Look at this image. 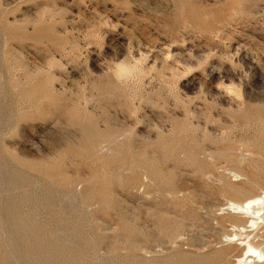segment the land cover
Wrapping results in <instances>:
<instances>
[{
    "label": "rangeland",
    "instance_id": "obj_1",
    "mask_svg": "<svg viewBox=\"0 0 264 264\" xmlns=\"http://www.w3.org/2000/svg\"><path fill=\"white\" fill-rule=\"evenodd\" d=\"M262 161L264 0H0V264H241Z\"/></svg>",
    "mask_w": 264,
    "mask_h": 264
},
{
    "label": "bare ground",
    "instance_id": "obj_2",
    "mask_svg": "<svg viewBox=\"0 0 264 264\" xmlns=\"http://www.w3.org/2000/svg\"><path fill=\"white\" fill-rule=\"evenodd\" d=\"M122 65H123V62H122ZM129 67H130V69L132 68L131 66H129ZM129 67H128L127 64H126V66L124 65V66L122 67V70H123L124 72H129ZM130 72H132V71H130ZM86 141H87V139H86ZM97 142H98V141H97ZM90 143H91V142H90ZM95 143H96V142L93 143V141H92V146H93V144H95ZM90 146H91V144H90ZM262 163H264V161H262ZM262 163H261V164H262ZM261 164H260V165H261ZM0 166H1V165H0ZM261 167H262V165H261ZM263 167H264V166H263ZM256 169H258V168H256ZM262 169L264 170V168H262ZM47 170H48V169H47ZM44 171H46V170H44ZM49 171H51V170H49ZM49 171H48V172H49ZM261 171H262V170H261ZM97 174H98V173H97ZM233 174H237V173H233ZM260 174H261V173H260ZM45 175H46V173H45ZM52 176H53V173H52ZM237 176H238V175H237ZM263 176H264V174H263ZM15 177H16V176H15ZM53 177H54V176H53ZM55 177H57V176L55 175ZM9 178H10V177H9ZM50 178H51V177H50ZM59 178H60V177H59ZM63 178H64V177H63ZM238 178H239V177H238ZM57 179H58V178H57ZM57 179H56L55 181H58V182L60 183L61 180H57ZM60 179H61V178H60ZM161 179H162V178H161ZM52 180H53V178H52ZM62 180H63V179H62ZM64 180H65V179H64ZM93 180H94V179H93ZM258 180H259V179H258ZM69 181H70V180H69ZM135 181H136V179H135ZM164 181H165V180H164ZM10 182H11V181H10ZM133 182H134V180H133ZM133 182H132V183H133ZM166 182H167V181H166ZM166 182H164V183H165V186H167V184H169V183H166ZM170 182H171V180H170ZM11 183H12V182H11ZM63 183H64V182H63ZM226 183H227V182H226ZM61 184H62V183H61ZM66 184H67V182H66ZM101 184H102V183H101ZM106 184H107V186L110 185L109 187L111 188V184H108L107 182H106ZM161 184L163 185V181H162ZM173 184H174V183H173ZM162 185H160V186H162ZM171 185H172V183H171ZM7 186H8V185H7ZM9 186H11V185H9ZM13 186H14V185H13ZM13 186H11V187H13ZM107 186L105 185V187H107ZM163 186H164V185H163ZM165 186H164V187H165ZM169 186H170V185H169ZM225 186H227V185H225ZM229 186H230V184H229ZM0 187H1V185H0ZM102 187H104V186H102ZM105 187H104V188H105ZM171 187H172V186H171ZM173 187H174V186H173ZM231 187H232V186H231ZM1 188H2V187H1ZM3 188H5V187H3ZM14 188H16V187H14ZM96 188H97V187H96ZM104 188L102 189V188L99 186V189H98V190H99V191H100L101 189L104 190ZM110 188H105V190H106V189H110ZM165 188H166V187H165ZM169 188H170V187H169ZM92 189H93V187H92ZM166 189H167V188H166ZM231 189H232V188H231ZM1 190H2V189H1ZM8 190H9V189H8ZM14 190H15V189H14ZM14 190H13V191H14ZM98 190H97V191H98ZM95 191H96V189H95ZM95 191H93V192H95ZM97 191H96V192H97ZM106 191H107V190H106ZM106 191H105L104 194H106L107 192H109V191H107V192H106ZM7 193H8V192H7ZM90 193H92V192H90ZM101 193H103V192L101 191V192L98 193L100 197H101V195H102ZM27 194H28V193H27ZM47 194H49V192H48ZM96 194H97V193H96ZM98 194H97V195H98ZM100 194H101V195H100ZM108 194L110 195L111 193L109 192ZM12 195H13V194H12ZM23 195H25V194H23ZM29 195H31V194L29 193ZM87 195H88V194H87ZM97 195H95V196H97ZM109 195H108V196H109ZM48 196H49V195H48ZM48 196H47V198H48ZM65 196H67V195H65ZM89 196H91V195H89ZM89 196H88V199L90 198ZM92 196H93V198H94V194H93ZM99 196H97V197H99ZM105 196H107V195H105ZM105 196L103 195L102 197H105ZM108 196H107V197H108ZM29 197H30V196H28V198H29ZM31 197H32V195H31ZM71 197H72V196H71ZM86 197H87V196H86ZM107 197H106V198H107ZM0 198H1V197H0ZM65 198H70V196H69V197H65ZM15 199H16V198H15ZM26 199H27V198H26ZM26 199H25V197H24V201H25ZM33 199H35V198H33ZM33 199H31V200H33ZM74 199H75V197H73V201H74ZM86 199H87V198H86ZM98 199H99V198H98ZM108 199H109V198H108ZM108 199H107V202L109 201ZM8 200H9V199H8ZM16 200H17V199H16ZM21 200H22V199H21ZM38 200H39V199H38ZM38 200H36V201H38ZM41 200L43 201L44 198L41 199ZM47 200H48V199H47ZM65 200H66V199H65ZM67 200H68V199H67ZM89 200H90V199H89ZM94 200H95V199H94ZM11 201H13V200L11 199ZM26 201H27V200H26ZM39 201H40V200H39ZM68 201L70 202L71 200H68ZM68 201H67V202H68ZM15 202H16V201H15ZM17 202H18V201H17ZM19 202H20V200H19ZM22 202H23V200H22ZM22 202H21V203H22ZM44 202H46V201H44ZM109 202H110V201H109ZM111 202H112V201H111ZM0 203H1V202H0ZM28 203H29V201H28ZM40 203H41V202H40ZM48 203H50L49 200H48L47 204H48ZM101 203H104V202L101 201ZM5 204H6V203H5ZM7 204H8V203H7ZM7 204H6V205H2V204H1V205H2V206H7ZM17 204H19V203H17ZM24 204H25V206H26L27 203H24ZM30 204H31V203H30ZM30 204H29V205H30ZM42 204H43V203H42ZM42 204H40V205H42ZM45 204H46V203H45ZM47 204H46V205H47ZM71 204H72V203H71ZM108 204H110V203H108ZM108 204L106 203V205H108ZM11 205H12V204H11ZM14 205H15V204H14ZM20 205H21V204H19V206H20ZM29 205H28V206H29ZM37 205H38V203H37ZM46 205L43 204L42 206H46ZM49 205H50V204H49ZM49 205H47V206H49ZM52 205H53V202H52ZM101 205H102V204H101ZM110 205H111V204H110ZM16 206H18V205H16ZM19 206H18V207H19ZM23 206H24V205H23ZM32 206H34V205H32ZM32 206H31V207H32ZM42 206H41V207H42ZM50 206H51V205H50ZM34 207H35V206H34ZM102 207H103V206H102ZM105 207H106V206H105ZM110 207H111V206H110ZM110 207H109V208H110ZM223 207H224V210L228 209L229 212H231V213L234 214L235 216L237 215V217H238V216H239V217L241 216V217H243V219L245 218V219L241 222V224H239L240 222H238L239 225H235V227H238L239 231H240V230H246V229L249 228V227H251V228L253 227V228H255V229H258L259 226H260L261 224H264V190H262V192L259 193V194H256V193H255V195H253V196H251V197H248V198H246V199L243 200V201H239V200H238V201H237V200H230V201H228V203H227L225 206H223ZM223 207H222V208H223ZM1 208H2V207H1ZM8 208H9V206H8ZM15 208H16V207H15ZM15 208H14V209H15ZM20 208H21V207H20ZM38 208H39V207H38ZM38 208L36 207V209H38ZM43 208H45V207H43ZM43 208H42V209H43ZM46 208H47V207H46ZM49 208H50V207H49ZM49 208H47V209H49ZM51 208H52V207H51ZM53 208H54V206H53ZM53 208H52V209H53ZM2 209H3V208H2ZM28 209H30V208L28 207ZM42 209H41V210H42ZM220 209H221V208H220ZM3 210H4V209H3ZM16 210H17V209H16ZM16 210H15V211H16ZM18 210H19V209H18ZM34 210H35V209H33L31 212H33ZM41 210H40V211H41ZM221 210H222V209H221ZM11 211H12V210H11ZM23 211H24V210H23ZM25 211H27V209H26ZM28 211H29V210H28ZM42 211H44V212H49L48 210H47V211H46V210H42ZM51 211H53V210H51ZM51 211H50V212H51ZM56 211H58V210H56ZM18 212H20V211H17V213H18ZM44 212H42V214H43ZM14 213H15V212H14ZM20 213H21V212H20ZM24 213H25V212H24ZM28 213H30V212H28ZM35 213H36V212H35ZM35 213H34V214H35ZM52 213H53V212H51V213H49V214H52ZM54 213H57V212H54ZM54 213H53V214H54ZM59 213H60V212H59ZM30 214H31V213H30ZM30 214H29V215H30ZM34 214H31V215H34ZM38 214H39V213H38ZM38 214H37V215H38ZM44 214L46 215V213H44ZM49 214H48V215H49ZM53 214H52V215H53ZM79 214H80V213H79ZM9 215H10V214H9ZM15 215H16V213H15ZM18 215H19V213H18ZM18 215H16V216H18ZM23 215H24V214H23ZM25 215H26V214H25ZM52 215H49V216L52 217ZM55 215H56V214H55ZM59 215H61V214H59ZM74 215H75V214H74ZM16 216H15V217H16ZM21 216H22V215H21ZM35 216H36V215H35ZM35 216H34V217H35ZM77 216H78V213H77ZM235 216H234V217H235ZM9 217H10V216H9ZM23 217H24V216H23ZM23 217H21V218H23ZM25 217L28 218L27 215H26ZM25 217H24V218H25ZM59 217H60V216H59ZM64 217H65V216H64ZM64 217H63V218H64ZM80 217H81V216H80ZM16 218L18 219V217H16ZM19 218H20V215H19ZM27 218H25V219H27ZM29 218L31 219V216H30ZM32 218H33V217H32ZM54 218H56V217H53V219H54ZM10 219H12V218H10ZM14 219H15V218H14ZM14 219H13L12 221H14ZM230 219H231V218H230ZM21 220H22V219H21ZM28 220H29V219L24 220V221H28ZM34 220H35V218H34ZM54 220L56 221V219H54ZM57 220L61 221L59 218H57ZM62 220H63V219H62ZM12 221H11V222H12ZM24 221H22V222H24ZM32 221H33V220H32ZM55 221H54V222H55ZM63 221H65V219H64ZM63 221H62V222H63ZM67 221H68V220H67ZM233 221H235L234 223L237 222L236 220H233ZM16 222H17V221H16ZM18 222H20V221L18 220ZM29 222H31V221H29ZM36 222H37V220H36ZM77 222H78V220H77ZM244 222H245V223H244ZM9 223H10V222H9ZM25 223L27 224V222H25ZM33 223H34V221H33ZM33 223L31 222V224H33ZM37 223H38V222H37ZM55 223H56V222H55ZM66 223H67V222H66ZM66 223H65V224L63 223L64 227L66 226ZM11 224H12V223H11ZM29 224H30V223H29ZM56 224L58 225V222H57ZM78 224H79V223H78ZM8 225H9V224H8ZM23 225H24V226H22V227H25V224H24V223H23ZM35 225H36V224H35ZM61 225H62V223H61ZM29 226H30V225H29ZM31 226H32V225H31ZM37 226H38V225H37ZM37 226H36V227H37ZM41 226H44V225L41 224V225L39 226V228H40ZM71 226H73V224H72ZM10 227H11V225H10ZM55 227H56V225H55ZM55 227H54V228H55ZM61 227H62V226H59V228H61ZM66 227H67V226H66ZM73 227H75V226H73ZM80 227H81V225H80ZM80 227H79V228H80ZM12 228H13V227H12ZM20 228H21V226H20ZM26 228H27V227H26ZM42 228H43V231H44V228H45V227H42ZM59 228H58V230H59ZM67 228H68V227H67ZM75 228H76V227H75ZM75 228H73V230H74ZM77 228H78V227H77ZM77 228H76L75 230H77ZM79 228H78V229H79ZM125 228H126V226H125ZM21 229H22V228H21ZM46 229L48 230V228H46ZM46 229H45V230H46ZM50 229H51V228H50ZM50 229H49V230H50ZM25 230H26V229H25ZM25 230H23V234H24V231H25ZM31 230H32V232H33L34 229H31ZM49 230L47 231L49 234H50V232H53V231H50V232H49ZM71 230H72V229H71ZM128 230H129V229H128ZM251 230H252V229H251ZM262 230H264V229H262ZM14 231H15V230H14ZM28 231H30V228H29ZM28 231H26V232H28ZM35 231H36V230H35ZM35 231H34V232H35ZM59 231H60V230H59ZM63 231H64V230H63ZM65 231H66V229H65ZM80 231H83V230L80 229ZM80 231H79V233H80ZM131 231H132V230H131ZM131 231H129V236H131V235H130V232H131ZM254 231H255V230H254ZM19 232H20V231H19ZM32 232L30 231V233H32ZM44 232H46V231H44ZM54 232H56V230H55ZM77 232H78V231H77ZM127 232H128V231H127ZM252 232H253V231H252ZM258 232H259V231H258ZM260 232H261V231H260ZM9 233H10V232H9ZM11 233H12V232H11ZM16 233H17V232H16ZM28 233H29V232H28ZM41 233H42V232H41ZM41 233H40V234H41ZM48 233H47V234H48ZM13 234H14V233H13ZM18 234H19V233H18ZM40 234L37 233V235H40ZM43 234H44V233H43ZM49 234H48V236H49ZM52 234H53V233H52ZM55 234H57V232H56ZM65 234H66V233H65ZM131 234L133 235L132 232H131ZM253 234H254V233H253ZM25 235H26V234H25ZM25 235H24V237H25ZM29 235H31V234H29ZM44 235H46V233H45ZM58 235H59V234H58ZM127 235H128V234H127ZM135 235H136V234H135ZM250 235H251V234H250ZM250 235H245V237H239V233H238V234H237V233H234V234H232V235L230 234V236H227V240H228L229 242H236L238 245L241 246V248H243V254L240 255V257L238 256V260H237V261H239V263L241 262V264H264V248H262L261 246H257V245L255 244V242H253L252 238H250ZM259 235H260V234H259ZM259 235H258V236H259ZM11 236H12V235H11ZM34 236H35V234H34ZM51 236H52V235H51ZM56 236H57V235H56ZM56 236H55V237H56ZM80 236H81V235H80ZM258 236H257V237H258ZM26 237H27V235H26ZM26 237H25V238H26ZM30 237H31V236H30ZM37 237H38V236H37ZM53 237H54V236H53ZM53 237H51V239H53ZM134 237H135V236H134ZM134 237H133V238H134ZM251 237H254V236H251ZM25 238H24V239H25ZM33 238H34V237H32V239H33ZM38 238H39V237H38ZM45 238H46V236L44 237V240H45ZM49 238H50V237H49ZM65 238H66V237H65ZM81 238H82V237H81ZM26 239H28V238H26ZM35 239H37V238H34L33 241H34ZM51 239H50V240H51ZM56 239H57V238H56ZM58 239H59V238H58ZM131 239H132V237H131ZM131 239H130L129 241H131ZM255 239H256V238H255ZM20 240H22V239H20ZM38 240H39V239H38ZM46 240H47V239H46ZM259 240H260V239H259ZM15 241H16V240H15ZM27 241L29 242V240H27ZM31 241H32V240H31ZM33 241H32V242H33ZM40 241H41V239H40ZM40 241H37V242L39 243ZM48 241H49V239H48ZM54 241H55V239H54ZM54 241H53V243H54ZM59 241H60V240H59ZM62 241H65V240H61V242H62ZM68 241H69V240H68ZM68 241H65V243L68 242ZM132 241H134V240L132 239ZM12 242H13V240H12ZM28 242H27V245H28ZM35 242H36V241H35ZM35 242H34V243H35ZM37 242H36V243H37ZM57 242H58V241H57ZM61 242H60V243H61ZM41 243H43L42 246L39 247V246L37 245V246L40 248L39 250H42L41 247H43V248L46 249V247H44V244H45L46 242L44 243V242L42 241ZM47 243H48V242H47ZM47 243H46V244H47ZM53 243H52V245H54ZM63 243H64V242H63ZM63 243H62L61 245L64 246ZM77 243H78V242H77ZM92 243H93V242H92ZM24 244H25V243H24ZM30 244H32V243H30ZM30 244H29V245H30ZM39 244H40V243H39ZM57 244H58V243H57ZM66 244H67V243H66ZM78 244H80V243H78ZM132 244H133L134 246L136 245L135 242L132 243ZM132 244H130V245H132ZM22 245H23V244H22ZM29 245H28V246H29ZM50 245H51V244H50ZM50 245H49V247H50ZM58 245H60V244H58ZM73 245H74V244H73ZM73 245H72V246H73ZM133 245H132V246H133ZM233 245H234V244H233ZM262 245H263V244H262ZM17 246H18V245H17ZM17 246H16V247H17ZM28 246H27V247H28ZM69 246H70V245H69ZM91 246H92V245H91ZM25 247H26V246H25ZM31 247H32V245H31ZM35 247H36V246H35ZM47 247H48V246H47ZM52 247H53V246H52ZM54 247H55V246H54ZM75 247H76V246H75ZM228 247H229V246H228ZM228 247H226V248L228 249ZM58 248H59V247H58ZM63 248H64V247H63ZM63 248H61V250H62ZM68 248H69V247H68ZM70 248H71V247H70ZM73 248H74V247H72L71 249H73ZM229 248H230V247H229ZM28 249H29V248H28ZM32 249L34 250V248H32ZM35 249H36V248H35ZM50 249H51V248H50ZM56 249H57V248H56ZM71 249H70V250H71ZM218 249H219V248H218ZM222 249H223V248H222ZM23 250H25V249H23ZM29 250H31V249H29ZM29 250H28V251H29ZM54 250H55V249H54ZM54 250H53V251H54ZM59 250H60V248H59ZM59 250H56V253H58L57 251H59ZM61 250H60V251H61ZM64 250H65V248H64ZM66 250L68 251V249H66ZM74 250H75V249H74ZM80 250H81V249H80ZM224 250H226L225 247H224ZM26 251H27V250H26ZM26 251H25V252H26ZM31 251H32V250H31ZM43 251H44V249H43ZM43 251H42V252H43ZM48 251H49V249H48ZM60 251H59V252H60ZM67 251H65V253H66ZM75 251H77V249H76ZM210 251H211V250H210ZM214 251H215V250H214ZM214 251H212V252H214ZM222 251H223V250H222ZM22 252H23V251H22ZM25 252H24V253H25ZM36 252H37V251H36ZM39 252H40V251H39ZM42 252H40V254H42ZM45 252H46V251H45ZM61 252H63V250H62ZM61 252H60V254H62ZM72 252H73V251H72ZM72 252H71V253H72ZM212 252H211V253H212ZM216 252L218 253L219 251L216 250ZM241 252H242V251H241ZM27 253H28V252H27ZM29 253H30V251H29ZM37 253H38V252H37ZM50 253H51V251H50ZM50 253H49V254H50ZM54 253H55V252H54ZM67 253H69V255H68ZM67 253H66V254L70 257V255H71V254H70V251L67 252ZM214 253H215V252H214ZM214 253H213V254H214ZM217 253H215V254H217ZM220 253H222V252H220ZM225 253H226V252H224V254H225ZM52 254H53V253H52ZM63 254H64V253H63ZM63 254H62V255H63ZM72 254H73V253H72ZM74 254H75V255H74V257H75L77 253H74ZM78 254H79V252H78ZM218 254H219V253H218ZM4 255H5V254H4ZM4 255H3V257H5ZM6 255H8V254H6ZM29 255H30V254H29ZM32 255L34 256V254H32ZM47 255H48V254H47ZM47 255H46V257H47ZM57 255H59V254H57ZM62 255H61V256H62ZM81 255H82V253H81L79 256H81ZM84 255H85V254H84ZM201 255H202V254H201ZM208 255L210 256L209 252H208V254H207V257H209ZM222 255H223V254H222ZM226 255H227V254H226ZM228 255H230V253H228ZM48 256H49V255H48ZM77 256H78V255H77ZM77 256H76V257H77ZM82 256H83V255H82ZM205 256H206V255H205ZM205 256H203V257H205ZM215 256H216L217 258H218V256L220 257V255H215ZM215 256H211V257H213L212 259H214ZM3 257H2V259H3ZM26 257H27V256H26ZM26 257H25V258H26ZM31 257H32V256H31ZM40 257H41V256H40ZM40 257H39V259H40ZM42 257H43V256H42ZM46 257H45V258H46ZM53 257H54V256H53ZM59 257H60V256H59ZM59 257H58V259H59ZM63 257H65V256H63ZM72 257H73V255H72ZM85 257H87V256H85ZM183 257H184V255H183ZM189 257H190V256H189ZM207 257H205V258H207ZM216 257H215L214 261H213L212 263H210V264H222L219 260H216ZM29 258H30V257H29ZM32 258H33V257H32ZM47 258H49V257H47ZM50 258H52V257H50ZM61 258H62V257H61ZM65 258H68V257L66 256ZM78 258H79V257H78ZM80 258H81V257H80ZM179 258H180V257H179ZM192 258H195V257H192ZM192 258H191V259H192ZM198 258H199V257H198ZM4 259H5V258H4ZM27 259H28V258H27ZM39 259H38V260L33 259V260H34V261H35V260H36V261H39ZM54 259H55V257H54ZM70 259H72V258L70 257ZM83 259H84V258H83ZM83 259L81 258L82 262L84 261L83 263H86V262H85V259H84V260H83ZM176 259H177V258H175V259H173V260L171 259V260H172L173 262H177V263H178V262H179L178 260H180V259H177V261H176ZM182 259H183V258H182ZM186 259H187V260H190V258L188 259V258L186 257V255H185V260H186ZM0 260H1V259H0ZM29 260H30V259H29ZM43 260H44V258H43ZM45 260H46V259H45ZM56 260H57V258L55 259V261H56ZM67 260H68V259H67ZM74 260H75V262H76V259H74ZM77 260H78V259H77ZM174 260H175V261H174ZM185 260H184V261H185ZM187 260H186V261H187ZM198 260H202V261H203L202 257H201L200 259H198ZM1 261H2V260H1ZM10 261H11V260H10ZM10 261H9V262H10ZM34 261H33V262H34ZM62 261H63V260H62ZM70 261H71V260H70ZM78 261H79V260H78ZM167 261H168V260H167ZM181 261H182V260H180V262H181ZM202 261H201L200 263H204V262H202ZM221 261H223V260H221ZM226 261L228 262L229 259L226 260ZM226 261H225L224 264H226ZM2 262H3V261H2ZM27 262H28V260H27ZM30 262H32V261L30 260ZM44 262H45V261H43V263H44ZM50 262H51V261H50ZM56 262H57V261H56ZM56 262H55V263H56ZM58 262H60V261H58ZM64 262H66V261H64ZM150 262H151V261H150ZM192 262H193V261H192ZM197 262H199V261H197ZM0 263H1V262H0ZM36 263H37V262H36ZM47 263H48V261L46 262V264H47ZM55 263H54V261H53L52 264H55ZM68 263H69V260H68ZM73 263H74V262H73ZM73 263H72V264H73ZM83 263H82V264H83ZM87 263H88V262H87ZM141 263L144 264L145 262H144V263L141 262ZM146 263H147V261H146ZM169 263H171V261H169ZM183 263H186V262H183ZM194 263L196 264V262H193V264H194ZM200 263H199V264H200ZM34 264H35V263H34ZM37 264H38V263H37ZM41 264H42V263H41ZM44 264H45V263H44ZM61 264H62V263H61ZM63 264H64V263H63ZM69 264H70V263H69ZM148 264H149V261H148ZM150 264H151V263H150ZM152 264H154V263L152 262ZM178 264H179V263H178ZM186 264H187V263H186ZM190 264H192V263H190ZM207 264H208V263H207ZM228 264H229V263H228Z\"/></svg>",
    "mask_w": 264,
    "mask_h": 264
}]
</instances>
